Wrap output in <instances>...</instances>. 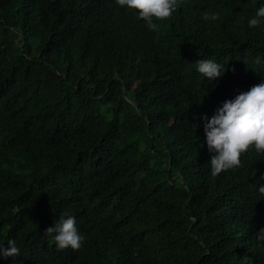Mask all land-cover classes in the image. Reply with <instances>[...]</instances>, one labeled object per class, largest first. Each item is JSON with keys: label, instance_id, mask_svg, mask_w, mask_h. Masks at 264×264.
<instances>
[{"label": "trees", "instance_id": "obj_1", "mask_svg": "<svg viewBox=\"0 0 264 264\" xmlns=\"http://www.w3.org/2000/svg\"><path fill=\"white\" fill-rule=\"evenodd\" d=\"M261 5L182 0L149 31L115 0H0V244L21 249L0 264H264V154L212 177L200 120L264 81ZM62 214L79 249L44 232Z\"/></svg>", "mask_w": 264, "mask_h": 264}, {"label": "clouds", "instance_id": "obj_2", "mask_svg": "<svg viewBox=\"0 0 264 264\" xmlns=\"http://www.w3.org/2000/svg\"><path fill=\"white\" fill-rule=\"evenodd\" d=\"M115 3L123 9L133 11L149 31H154L158 27L154 21L172 16L181 6L182 0H115ZM202 19L215 21L217 13L205 12ZM261 23H264V5L259 6L255 14L247 20L250 28ZM262 62L264 61L258 56L256 63ZM195 70L213 82L223 76L225 67L213 59H198ZM200 120L210 153L207 163L212 177L222 171L238 168L241 154L249 148L264 154V81L251 86L247 91L238 92L231 99H226L210 117L201 113ZM193 125L194 128L197 127L196 124ZM260 180H264V175H261ZM258 192L264 195V184L259 183ZM44 232L58 250L69 247L73 250L79 249L84 241V236L77 229L76 218L68 214H62ZM257 233H264V228ZM20 252V247L13 239H8L6 244H0V259L16 258Z\"/></svg>", "mask_w": 264, "mask_h": 264}]
</instances>
